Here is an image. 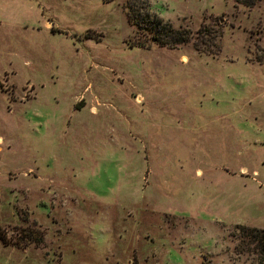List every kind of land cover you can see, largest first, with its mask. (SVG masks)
Instances as JSON below:
<instances>
[{"label":"rangeland","instance_id":"rangeland-1","mask_svg":"<svg viewBox=\"0 0 264 264\" xmlns=\"http://www.w3.org/2000/svg\"><path fill=\"white\" fill-rule=\"evenodd\" d=\"M0 0V264H254L264 229V6ZM31 233V235H29Z\"/></svg>","mask_w":264,"mask_h":264},{"label":"trees","instance_id":"trees-1","mask_svg":"<svg viewBox=\"0 0 264 264\" xmlns=\"http://www.w3.org/2000/svg\"><path fill=\"white\" fill-rule=\"evenodd\" d=\"M233 1L249 9L264 6V0ZM125 10L130 26L136 29L138 35L145 38L139 41L140 47H149L152 43L161 48L175 49L190 42V36L186 31H175L170 25L152 18L148 11V0H131L125 6ZM231 237L235 242L236 260L246 258L254 264H264V229L238 226ZM0 240L6 241V236L1 231Z\"/></svg>","mask_w":264,"mask_h":264}]
</instances>
